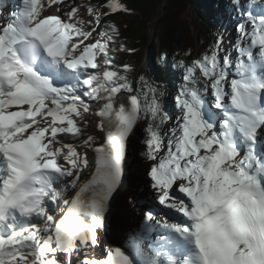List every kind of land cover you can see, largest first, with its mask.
I'll use <instances>...</instances> for the list:
<instances>
[{
	"label": "snow or ice",
	"instance_id": "obj_1",
	"mask_svg": "<svg viewBox=\"0 0 264 264\" xmlns=\"http://www.w3.org/2000/svg\"><path fill=\"white\" fill-rule=\"evenodd\" d=\"M129 12L0 3V264H264V0H229L231 49L218 36L184 53L174 119L166 92L116 60L135 51L112 20ZM144 122L140 162L129 142ZM136 164L145 179L131 182ZM122 195L145 201L155 246L95 257Z\"/></svg>",
	"mask_w": 264,
	"mask_h": 264
},
{
	"label": "trees",
	"instance_id": "obj_2",
	"mask_svg": "<svg viewBox=\"0 0 264 264\" xmlns=\"http://www.w3.org/2000/svg\"><path fill=\"white\" fill-rule=\"evenodd\" d=\"M219 0H122L130 9L128 14L114 15L112 20L120 29L122 43L129 48L135 49L131 54L124 52L115 53L118 63L129 62L145 76L151 84L166 92L163 104L166 111L172 109L173 103L169 97L171 89L176 92L181 82L182 69L177 65L181 59L186 62L188 57L184 53L191 51V58L195 59L204 54L194 55L195 49L200 43H208L209 48L218 38L227 34L226 28L210 31L205 23L218 21L224 13L223 8L217 5ZM87 0H76V3H86ZM98 6L103 0H93ZM229 5V4H228ZM227 5V6H228ZM228 8V7H227ZM225 10V9H224ZM204 23L199 26L197 23ZM156 39V49L150 43V33ZM148 50V53L146 51ZM157 50V51H156ZM146 55L145 67L141 69L143 56ZM161 57L164 63L161 64ZM178 85V86H177ZM146 122L141 123L134 138L136 143L134 159L142 162L141 153L145 150L143 140ZM138 165V164H137ZM138 172L142 171L139 170ZM142 189V188H141ZM141 213L134 208V203L126 213L127 226L135 225ZM125 231V229H124ZM110 247H116L114 238H110Z\"/></svg>",
	"mask_w": 264,
	"mask_h": 264
},
{
	"label": "rangeland",
	"instance_id": "obj_3",
	"mask_svg": "<svg viewBox=\"0 0 264 264\" xmlns=\"http://www.w3.org/2000/svg\"><path fill=\"white\" fill-rule=\"evenodd\" d=\"M229 4V0H219L217 2V5L221 8H223V11L224 13L221 15L220 19L216 22V21H210L208 23H205V26L209 27L210 31L212 30H220V28L222 27H225L226 28V31H227V34L224 36V43H223V46L225 49H231L232 47V41L235 39V32H234V24H235V20H227L224 16L226 10H227V5ZM225 9V10H224ZM8 12H10V10H4L3 12V15L4 16H7ZM199 26H204V23H200L198 21L197 23ZM223 25V26H222ZM150 43L153 44L154 46V49H156V39L154 38V34L151 32L150 33ZM200 47L195 49L196 53L194 54L195 56L197 54H201L202 52H206L208 49H209V45L208 43H200ZM157 51V50H156ZM148 53V50L146 51L145 54ZM234 55V53H233ZM146 55L143 56L142 58V63H141V69H143L145 67V62H146ZM178 86V85H177ZM178 88L179 87H176L175 90L178 91ZM174 89H171V92L169 93V97L173 103V106H172V109H170L169 111V114L173 117V119L175 118L176 114H177V110L175 109L174 107V97L175 95L177 94V91L176 92H173ZM93 120V122L95 121V118H91ZM89 131L91 132L92 129L90 128ZM93 134H97L98 135V138H99V134L98 133H93ZM90 155V158H91V153L89 154ZM134 169H135V172H136V175H137V179L138 180H142V179H145L143 177V170L140 169L139 167V164L137 165H134ZM139 170L142 171V174L141 172H138ZM91 171V169H90ZM141 191H143V188L141 189ZM148 199H152V196H153V192L152 190L149 188L148 189V192L146 193ZM132 204L134 203L133 201H131ZM145 203V201L142 199L141 200V203L140 204H135L134 203V208H137V212L138 213H141V215H143L144 211H146L145 208L141 207V205ZM156 216H157V219H166L168 217H165L164 214L162 212H156ZM170 222H175V221H172L170 220ZM140 223H141V217L139 218V220L136 221L135 225H133V218H132V226H127V228H125V231L124 233L120 234V237H119V240H116V244H118L116 247H121L123 250H126V251H129L131 252L132 251V244L134 243H137L139 244L140 246H147V248H149V244L148 243H152V237H154V233H151V235H147V238H146V235H142L141 232H140ZM156 235V234H155ZM148 239V241H147ZM96 251L99 252V255H101L103 253V250H100V249H97ZM95 252L93 251V256ZM97 256V255H96ZM103 256V254H102Z\"/></svg>",
	"mask_w": 264,
	"mask_h": 264
},
{
	"label": "water",
	"instance_id": "obj_4",
	"mask_svg": "<svg viewBox=\"0 0 264 264\" xmlns=\"http://www.w3.org/2000/svg\"><path fill=\"white\" fill-rule=\"evenodd\" d=\"M140 126V125H139ZM139 127L136 130V135L138 132ZM130 137L129 142V153L130 157L134 159L135 156V148L136 143L134 142L135 136ZM127 179L131 182H137V175L135 172V169L133 168V171H130L127 174ZM132 198L125 196H121L119 198L118 204L113 212V215L106 221L105 228L100 230L102 232L108 231L111 234V238H114V240H119L120 234L124 233L125 225L127 223L126 220V213L129 210V207L132 206Z\"/></svg>",
	"mask_w": 264,
	"mask_h": 264
},
{
	"label": "bare ground",
	"instance_id": "obj_5",
	"mask_svg": "<svg viewBox=\"0 0 264 264\" xmlns=\"http://www.w3.org/2000/svg\"><path fill=\"white\" fill-rule=\"evenodd\" d=\"M3 2H6V0H0V3H3ZM9 8H7V9H4V10H8ZM147 235H151V233H148ZM154 235V237H152V239L154 240L155 238H157V236L155 235V233L153 234ZM152 240V241H153Z\"/></svg>",
	"mask_w": 264,
	"mask_h": 264
}]
</instances>
